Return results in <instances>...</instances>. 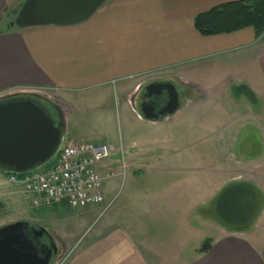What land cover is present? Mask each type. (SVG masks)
I'll return each mask as SVG.
<instances>
[{"label": "crops", "instance_id": "obj_1", "mask_svg": "<svg viewBox=\"0 0 264 264\" xmlns=\"http://www.w3.org/2000/svg\"><path fill=\"white\" fill-rule=\"evenodd\" d=\"M22 1L0 0V24ZM235 1L241 0H107L85 21L65 27L8 29L6 15L0 25V97L57 91L66 137L107 143L77 128V115L106 117L114 100L128 110L130 96L137 106L139 93L157 75L180 95L178 111L162 120L172 122L170 129L196 122L173 132L156 130L161 120L146 121L154 129L150 133L127 139V145L107 143L109 163L119 176L106 183L105 196L111 199L118 189L119 194L103 218L95 221L97 207L44 208L59 212L39 226L53 237L58 253H70L64 264H264V179L256 173L261 168L252 164L256 159L231 164L226 144L247 127L264 139V36L256 38L251 28L201 36L194 28L199 14ZM241 104L249 107L243 116L234 109ZM225 105L234 110H223ZM124 125L130 126L125 117ZM197 137L215 148L214 163L208 149L193 151ZM171 143L178 144L181 163L165 167L170 156L164 148ZM192 154L199 157L193 161ZM143 158L156 159L157 167L141 165ZM144 170L150 171L146 178H132ZM232 183L253 186L263 199L247 231H226L215 221L213 205L201 210ZM123 189V201L114 207ZM7 191L0 196L1 208L13 201ZM208 231L214 237L203 240ZM206 240L207 253L192 247Z\"/></svg>", "mask_w": 264, "mask_h": 264}, {"label": "water", "instance_id": "obj_2", "mask_svg": "<svg viewBox=\"0 0 264 264\" xmlns=\"http://www.w3.org/2000/svg\"><path fill=\"white\" fill-rule=\"evenodd\" d=\"M107 0H23L11 11L8 29L65 27L88 19ZM144 98L165 96L164 106L155 108L144 101L138 109L141 118L157 122L175 114L180 95L170 82H153L144 87ZM21 98H28L23 100ZM21 99V100H19ZM30 99L41 100L36 105ZM13 100V101H8ZM18 100V101H17ZM66 135V120L59 105L32 93L0 97V171L23 175L51 161ZM29 234L48 245L37 247ZM53 237L40 226L16 221L0 227V264H50L58 254Z\"/></svg>", "mask_w": 264, "mask_h": 264}, {"label": "rangeland", "instance_id": "obj_3", "mask_svg": "<svg viewBox=\"0 0 264 264\" xmlns=\"http://www.w3.org/2000/svg\"><path fill=\"white\" fill-rule=\"evenodd\" d=\"M9 19L11 20L10 17H9ZM148 78L149 77H147V79ZM159 78H160V76L157 75V76L150 77L149 80H151V82L153 83V82H158ZM177 87L179 89V86H177ZM41 96L43 98L46 97L49 101H51L54 104L59 105L61 107V105L59 104L61 102V98L59 97L57 91H55V90L48 91V92L45 91L44 96L43 95H41ZM126 103L128 106V110L124 109V108L120 109L117 101L114 100V102L112 103V106H109L106 109L107 110V116L106 117L104 115L97 117L94 115V113H90V114L86 113V114H83L82 116L77 115V118H76L77 123H78L77 128L79 126H81L87 132L91 131L92 133L99 134L102 138H104L107 141L108 144H116V145L117 144L119 145V140H122L123 144L125 143V145H127V143H128L127 139L132 140L133 138H135L137 136L146 135V134L150 133L151 131H153L154 129L152 127H148L149 125L147 124V122L145 120L142 119L141 121L135 122L134 119H132L133 117H132V115H130V112H132L134 114L138 113L137 112L138 107L135 105V103H133L132 96L127 98ZM244 108L248 109L249 107H247L245 104H241V106L239 108H237V109L234 108V109L241 116H243L244 113L245 114L247 113V112H245ZM230 109L234 110L230 106L225 105L223 107V110H226L227 112ZM138 111H139V109H138ZM207 111H208L207 113L209 114V116H215L216 117V112L211 111L210 108H207ZM124 117L128 120V122L130 124L128 129L124 125ZM71 119H72V126H73V123L75 120L73 118H71ZM79 121H81V123ZM242 124L243 123L241 122L240 125H242ZM170 125H172V122H167V121L161 120V121H159V123L156 127V130H158V131L169 130V131H173V132H177L180 130L183 131V129H188L189 127H195L196 122L186 124V126H184L186 128L176 126L174 129H170ZM171 141L173 143V139ZM175 141H176V139H175ZM172 143H171V145H169V146L167 145L164 148L166 150V154L168 156H170V157H168V161L165 163V167L170 162H173L174 164H180L181 163L180 157L182 155L175 153V150H177L178 144L175 146H172ZM228 143H229V145H228ZM192 144L194 145L193 151H195V152L199 151L202 148L208 149V157L207 158L209 159V162L210 163L215 162L216 152H215V148L212 145L204 144L203 139L201 137H197V138L192 139ZM226 144H227V149L229 151L228 159H229V162L231 164L235 163V161H241L243 159H256L255 162L252 164H254V166L261 168V170H257L256 173L259 176H261L262 179H264V172H263V167H264V139H262L258 130H256L255 128H251V127L250 128L247 127L245 129H242V131L239 134V137H237L234 140H228V142ZM158 153L159 152H157V154ZM198 157H199L198 155L192 154L193 161L195 160V158H198ZM144 159L145 158L142 159L141 165H144V166L148 165V167H152V168L157 167V160L156 159H154L153 161L150 160L148 162H145ZM51 164H52V160L49 161L46 165L42 166L41 169H44L45 167H47ZM141 172H142L141 175H138V176L132 177V178H134L136 181H141L144 178H146V176L149 174L150 171L148 172L147 170H144ZM5 177H6V174H4L2 171H0V196H1V194H6L8 192L7 190H9L11 192L10 197L13 199V201H6L5 206L3 208L0 207V218L3 219L2 220L3 221L2 226L6 225L4 223H7L8 221H12V220H13V222L20 221V222L28 223V224L34 225V226H39V225L42 226L41 220H44L45 218L51 219L52 214H58L59 213L55 210H49V209L44 210V208H42V209L41 208H32L30 203H29L28 198L23 193L22 188L8 185L5 181ZM114 187L115 186L113 185L112 182H110L108 184V189L110 191L112 189H114ZM124 190L125 189H123V191H121L120 197L118 198L117 202L114 204V207L117 204H119L121 198L124 197L123 196L125 194ZM121 201H123V198ZM209 206H211L210 203L208 204L207 208L202 207L201 210L203 212H207ZM198 213H200V210L198 211ZM212 237H214V234L212 232L208 231L207 236L203 240H205L206 238H212ZM204 242L205 241H202L201 244L192 243V247H199L200 248ZM67 253L68 252H61V254L58 253L55 257H53L50 264L55 263L56 260L61 259Z\"/></svg>", "mask_w": 264, "mask_h": 264}, {"label": "built area", "instance_id": "obj_4", "mask_svg": "<svg viewBox=\"0 0 264 264\" xmlns=\"http://www.w3.org/2000/svg\"><path fill=\"white\" fill-rule=\"evenodd\" d=\"M111 155L112 148L105 142L64 138L51 165L20 176L6 175L5 181L21 187L32 208L63 203L70 210L97 207V221L105 216L119 194L118 189L111 199L105 198L106 183L119 176L118 168L109 163ZM120 167L124 174V164ZM69 255L65 254L53 264H64Z\"/></svg>", "mask_w": 264, "mask_h": 264}, {"label": "trees", "instance_id": "obj_5", "mask_svg": "<svg viewBox=\"0 0 264 264\" xmlns=\"http://www.w3.org/2000/svg\"><path fill=\"white\" fill-rule=\"evenodd\" d=\"M11 11L9 10L6 15L9 16ZM5 17L1 24L5 21ZM194 28L201 36L230 34L251 28L255 37L260 38L264 36V0H241L213 7L195 17ZM247 96L252 100L251 95L247 94ZM211 205L214 206L217 218L215 221L219 222L226 231H247L257 219L263 207V199L253 186L232 183L215 196ZM209 250L210 241L206 240L199 253L205 254ZM262 257L264 259V249Z\"/></svg>", "mask_w": 264, "mask_h": 264}, {"label": "flooded vegetation", "instance_id": "obj_6", "mask_svg": "<svg viewBox=\"0 0 264 264\" xmlns=\"http://www.w3.org/2000/svg\"><path fill=\"white\" fill-rule=\"evenodd\" d=\"M144 90L141 91L137 97V105L141 104L142 101L145 102V104H149L151 106H153L155 108V111H158L159 109H161L166 101V97L165 96H157V97H151L149 99L144 98ZM23 100H27L28 98H21ZM19 99V100H21ZM33 103H35L36 105H39L40 107H42L41 105V100L38 99H30ZM8 101H13V100H8ZM18 101V100H17ZM33 227V226H31ZM29 236L32 238V240L34 241V243L37 245V247L42 248V246L48 245V241L45 238V236H42L40 239H38L37 237L29 234ZM57 249L54 250V254L56 252Z\"/></svg>", "mask_w": 264, "mask_h": 264}]
</instances>
